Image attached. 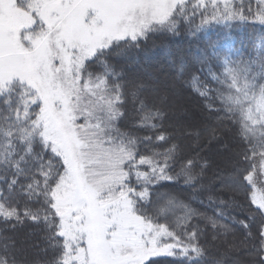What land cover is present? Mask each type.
I'll return each instance as SVG.
<instances>
[{"label": "snow or ice", "instance_id": "1", "mask_svg": "<svg viewBox=\"0 0 264 264\" xmlns=\"http://www.w3.org/2000/svg\"><path fill=\"white\" fill-rule=\"evenodd\" d=\"M253 2L0 0V220L42 228L52 254L43 264H208L205 230L227 234L229 225L218 222L227 217L206 216L159 190L181 177L194 186L200 176L191 160L176 172L166 113L146 96L157 90L127 81L113 59L158 33H176L183 21L195 25L193 34L249 17L264 25V0H255V11ZM210 78L215 89L194 79L215 123L194 135L201 150L217 144L226 154L227 126H235L244 147L228 178L219 177L232 194L220 206L246 211L232 223L247 229L248 264H264V52L226 55ZM129 99L138 127L152 135L122 130ZM154 140L169 146L141 151ZM13 248L5 239L0 264H17Z\"/></svg>", "mask_w": 264, "mask_h": 264}, {"label": "trees", "instance_id": "2", "mask_svg": "<svg viewBox=\"0 0 264 264\" xmlns=\"http://www.w3.org/2000/svg\"><path fill=\"white\" fill-rule=\"evenodd\" d=\"M256 8L254 0L253 11ZM199 23L197 13L195 24ZM233 25L230 29H225L223 25L212 24L193 34L191 29L195 25L183 21L176 33H158L139 49L113 59L117 71L127 81L143 82L157 90L146 93V96L151 104L162 108L166 113L163 127L171 137L172 144L178 146L176 172L191 160L193 173L200 176L199 182L194 186L186 184L181 177L177 181L163 182V187L159 190L171 193L206 216L211 217L223 211L227 217L218 221L229 225L230 231L227 234L223 230L218 234L210 228L205 230L202 242L207 248L205 258L208 264H248L252 258V242L247 239V229L239 223H232L233 219L244 220L246 211L232 206H220L221 200L230 203L232 194L222 187L219 177L225 180L228 178L235 162L234 153L242 151L244 147L237 137L236 128L231 124L227 126L225 142L232 151L226 154L217 144L206 145L201 150L203 140L197 142L194 135L205 125L215 123V117L206 108L208 101L199 94L200 85L194 78H198L200 84L215 89L217 85L211 80L210 73L218 70L224 56H231L234 60L240 56L255 59L264 52V25L251 17L246 23L233 22ZM211 42L215 43V48L210 46ZM135 107L138 106H134V102L129 99L126 109L128 119L122 130L139 137L152 135L138 127ZM168 146L154 140L151 144H141V151L145 154H150L153 150L162 152ZM236 199L243 203L242 196H237ZM14 202L22 205L23 199L20 195H15ZM246 207L245 205V209ZM197 222L193 220V223ZM200 226L204 228L203 223ZM252 231L255 233V228ZM5 239L14 245L12 251L17 264H43L45 260L51 259V252L46 254L44 251L47 245L42 228L30 220L15 227L0 220V245Z\"/></svg>", "mask_w": 264, "mask_h": 264}]
</instances>
